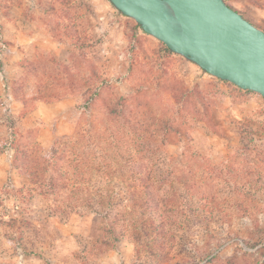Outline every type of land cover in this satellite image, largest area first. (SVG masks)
<instances>
[{
    "label": "rangeland",
    "instance_id": "374dc122",
    "mask_svg": "<svg viewBox=\"0 0 264 264\" xmlns=\"http://www.w3.org/2000/svg\"><path fill=\"white\" fill-rule=\"evenodd\" d=\"M0 84V264H264L261 95L109 0H0Z\"/></svg>",
    "mask_w": 264,
    "mask_h": 264
},
{
    "label": "water",
    "instance_id": "95a60500",
    "mask_svg": "<svg viewBox=\"0 0 264 264\" xmlns=\"http://www.w3.org/2000/svg\"><path fill=\"white\" fill-rule=\"evenodd\" d=\"M171 52L264 98V30L226 0H109Z\"/></svg>",
    "mask_w": 264,
    "mask_h": 264
},
{
    "label": "crops",
    "instance_id": "0c3cea01",
    "mask_svg": "<svg viewBox=\"0 0 264 264\" xmlns=\"http://www.w3.org/2000/svg\"><path fill=\"white\" fill-rule=\"evenodd\" d=\"M3 86H4V84H3ZM0 90H2V85L0 84ZM43 113V111L41 110L40 111V114H42ZM5 118H6V115H5V113H4V111H3V109L2 108H0V121H5Z\"/></svg>",
    "mask_w": 264,
    "mask_h": 264
},
{
    "label": "trees",
    "instance_id": "16d2710c",
    "mask_svg": "<svg viewBox=\"0 0 264 264\" xmlns=\"http://www.w3.org/2000/svg\"><path fill=\"white\" fill-rule=\"evenodd\" d=\"M142 29V28H141ZM167 50H169L168 48H167ZM89 204H93V206L95 205V204H97V205H100L101 203H89ZM92 210H93V207H90ZM107 215H109V213H107Z\"/></svg>",
    "mask_w": 264,
    "mask_h": 264
}]
</instances>
